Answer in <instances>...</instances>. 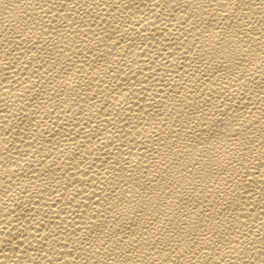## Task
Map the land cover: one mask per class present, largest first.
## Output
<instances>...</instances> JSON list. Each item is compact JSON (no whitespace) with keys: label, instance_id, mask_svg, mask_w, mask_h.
Masks as SVG:
<instances>
[{"label":"bare ground","instance_id":"1","mask_svg":"<svg viewBox=\"0 0 264 264\" xmlns=\"http://www.w3.org/2000/svg\"><path fill=\"white\" fill-rule=\"evenodd\" d=\"M0 264H264V0H0Z\"/></svg>","mask_w":264,"mask_h":264}]
</instances>
